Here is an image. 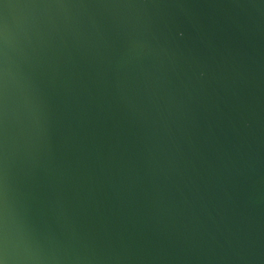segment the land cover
<instances>
[{
  "label": "water",
  "instance_id": "1",
  "mask_svg": "<svg viewBox=\"0 0 264 264\" xmlns=\"http://www.w3.org/2000/svg\"><path fill=\"white\" fill-rule=\"evenodd\" d=\"M0 264H264V0H0Z\"/></svg>",
  "mask_w": 264,
  "mask_h": 264
}]
</instances>
